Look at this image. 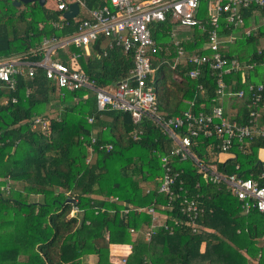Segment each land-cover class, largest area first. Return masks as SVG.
Here are the masks:
<instances>
[{
    "label": "trees",
    "instance_id": "1",
    "mask_svg": "<svg viewBox=\"0 0 264 264\" xmlns=\"http://www.w3.org/2000/svg\"><path fill=\"white\" fill-rule=\"evenodd\" d=\"M15 1L0 0V59L25 55L41 61L44 51L30 52L40 49L44 39L78 31L79 23L65 20L64 11L38 2L17 7ZM105 2L85 0L89 9ZM209 14L208 1L201 0L196 18L206 23ZM244 17L242 28L228 29L222 23L218 29L229 36L256 28L219 50L251 67L221 77L227 85L224 97L209 62H177L180 49L170 28L179 24L171 14L165 22L150 25L160 51L148 83L157 96V118L179 140L190 128L186 113L200 119L218 107L226 120L239 126L253 124L251 113L256 112L255 124L264 127V92L257 106L247 93L250 86L264 85V47H258L264 41V7L246 10ZM211 29L191 28L192 35L179 41L187 58L197 54L213 59L208 49ZM102 43L103 38L92 44L89 57L75 62L71 53L80 49L74 46L57 57L78 66L99 87H109L129 76L133 54L114 46L104 57ZM193 70H200L196 78L190 77ZM3 97L18 101L0 105V264H84L87 256L98 257L93 264H114L106 259L113 245L131 246L125 264H264V214L246 211L225 185L211 184L200 168L216 166L221 174L252 178L264 187L261 136L233 145L222 161L223 139L214 130L221 122L215 119L211 137L205 128L198 136L189 135L192 144L183 159L176 153L179 143L155 119L135 124L130 113L98 112L96 98L86 90L65 91L61 97L42 69L32 78L18 76L17 90L1 89ZM36 117L49 119L47 129L34 127ZM177 119L184 124L176 127ZM167 174L176 178L169 194L161 192ZM184 200L196 201L203 212L197 233L182 214ZM159 216L164 218L157 220ZM153 226L154 234L147 239Z\"/></svg>",
    "mask_w": 264,
    "mask_h": 264
},
{
    "label": "built area",
    "instance_id": "2",
    "mask_svg": "<svg viewBox=\"0 0 264 264\" xmlns=\"http://www.w3.org/2000/svg\"><path fill=\"white\" fill-rule=\"evenodd\" d=\"M58 11H67L69 4L72 1L67 0H52ZM108 4L102 7H97L90 11L91 18L79 24L78 31L68 37L44 39L43 45L40 49L32 50L30 54L36 55L38 52H45L43 60L25 59V55L12 56L0 59V90L7 89L15 92L17 90V77L28 76L32 78L35 76L37 69H42L48 80L55 83L57 88V95L63 97L65 91L75 92L79 90H86L92 92L96 98V105L98 112H105L109 110L119 111L123 113H130L135 124H141L148 119H155L164 129L171 135V137L179 143L177 154H181L183 159L189 156L190 146L192 144L191 136H198L200 131H204L205 135L211 137V125L214 120H219L221 123L214 126L217 136L222 140L220 147V155H226L233 145H245L247 141L255 138V134L264 138V127L256 125L259 114L251 113L253 117V124L251 125H237L236 122H229L223 117L222 108L218 107L214 110L212 116H202L197 119L192 114L186 113L187 121L189 122V130L187 135L182 140H179L177 135L170 127L162 123L157 118L158 105L157 96L151 85L149 79L153 77L155 69L153 68V60L156 54L160 51L155 39L152 37L150 25L154 23L165 22L171 14V19L182 27L194 28L197 27L206 30V26L212 27L209 31L210 43L208 49L213 51V59L207 57L201 59L197 54L191 55L187 58L185 51L179 47V42H175L180 50L178 52L177 62H191V63H206L209 62L210 67L216 72L219 77L218 89L221 97L226 96L227 85L223 82L221 77L229 75L233 72L242 70L243 68H251L249 65L243 66L237 59H227L220 52L222 45L233 43L240 36H250L256 28L242 30L240 34L221 35L218 29L221 24L228 29H238L245 25L244 12L253 7H264V0H207L209 3V19L206 23H201L196 18L201 0H106ZM55 27L59 24L55 23ZM104 38L109 40L108 48L114 46L122 48L125 53L132 52L134 67L130 71L129 76L109 87H99L96 81L83 71L78 66L70 67L54 55L55 52L62 48H69L74 46L82 50L79 53H71L73 62L81 56H89L91 54L90 46ZM107 55V50L104 56ZM176 67V65L174 66ZM200 70H193L190 72V77L196 78ZM264 85L250 86L247 93L252 100L253 106H257L263 98ZM29 91H27V94ZM246 91H240L239 96L243 97ZM17 99L1 98L0 105H8L17 103ZM206 123L204 125V120ZM48 118L36 117L34 119V127L42 125L43 129L48 127ZM93 119L89 118L91 123ZM170 124L173 121H169ZM184 121L177 119V126H182ZM204 125V126H203ZM191 135V136H189ZM138 132L134 134V138H138ZM241 146V147H242ZM112 147H107L111 149ZM91 151H93L90 148ZM229 155V154H228ZM201 171L206 173L208 181L213 185L223 184L227 191L234 195L241 203L246 211L256 209L258 212L264 214V187L254 179H244L239 175L221 174L217 171L216 166L201 165ZM168 175V174H167ZM261 179H264V171L261 173ZM176 180L175 176L170 175L165 177V181L161 186V192H169V185ZM4 190V187H2ZM113 201H116L114 199ZM153 212V208L149 209ZM203 213L197 202L194 200H184L182 214L188 220L193 232H199L201 227L198 224V219ZM76 214V212H73ZM164 216H159L158 219H163ZM160 222V221H159ZM152 227L147 233V239H150L154 234ZM165 229H169L165 224ZM128 251L131 253V246ZM124 256L120 261L121 264L126 263Z\"/></svg>",
    "mask_w": 264,
    "mask_h": 264
},
{
    "label": "crops",
    "instance_id": "3",
    "mask_svg": "<svg viewBox=\"0 0 264 264\" xmlns=\"http://www.w3.org/2000/svg\"><path fill=\"white\" fill-rule=\"evenodd\" d=\"M138 1H141V0H138ZM47 3V2H46ZM72 3H78L79 4V13L78 15L73 18L76 22H78L79 24L85 20H88L91 18V15H90V11L93 10V9H89L87 6H86V3H85V0H73L70 4ZM69 4V5H70ZM105 4H108V2L106 1ZM104 4V5H105ZM50 8L52 9H56L54 4L53 6H49ZM63 18H64V13H63ZM65 20H70V19H66L64 18ZM180 26V25H179ZM181 28L183 29H186V30H189L191 31V28H188V27H182L180 26ZM181 32V31H180ZM179 32V33H180ZM175 38H177V34H178V31H175ZM70 36V35H69ZM68 37V36H66ZM157 42V41H156ZM175 42H179L177 40H174V44ZM95 43V42H94ZM93 43V44H94ZM109 43V40L107 39H104L103 38V43L101 45V49H102V52H103V56H104V52L107 50V54H108V50L111 49V48H108L107 44ZM158 44V43H157ZM92 46V45H91ZM90 46V48H91ZM63 49H66L68 50L69 48H62V49H59V51H62ZM59 51L55 52V57L58 58L57 56L59 55ZM82 50H80L81 52ZM62 52L66 53L67 51L63 50ZM90 56V55H89ZM89 56H83V57H89ZM107 56V55H106ZM104 56V57H106ZM16 57V56H15ZM59 59V58H58ZM229 156H226V155H221V160L224 161L226 158H228ZM34 199L36 200H39L40 198L39 197H34ZM110 255L108 256V258H106L108 261H110L111 263H114V264H120V261L122 260L123 256H126L129 254V251H128V248L127 246H121V245H113L111 246L110 248ZM83 261H84V264H93L95 262L98 261V257L97 256H87L85 258H83Z\"/></svg>",
    "mask_w": 264,
    "mask_h": 264
},
{
    "label": "water",
    "instance_id": "4",
    "mask_svg": "<svg viewBox=\"0 0 264 264\" xmlns=\"http://www.w3.org/2000/svg\"><path fill=\"white\" fill-rule=\"evenodd\" d=\"M38 2L41 6H44L46 3V0H16L15 5L17 7H20L22 4H28ZM79 13V4L78 3H72L69 5V9L64 12V18L66 19H73L75 18ZM72 201H74L72 199Z\"/></svg>",
    "mask_w": 264,
    "mask_h": 264
},
{
    "label": "rangeland",
    "instance_id": "5",
    "mask_svg": "<svg viewBox=\"0 0 264 264\" xmlns=\"http://www.w3.org/2000/svg\"><path fill=\"white\" fill-rule=\"evenodd\" d=\"M46 1H47L46 6H48V7L49 6H53V1L52 0H46ZM67 1H73V0H67ZM170 29H172V32H174V33H175V31H178L177 41H180V40L183 41L185 38H188V37H190L192 35V31L183 29L179 25H173L172 28H170ZM240 38H241V36H240ZM258 47H264V41L263 40L261 41V43H260V45ZM166 74H167V72H166ZM259 156H261V153H259ZM204 248H205V245L203 244L202 251L204 250ZM83 263H84V261H83Z\"/></svg>",
    "mask_w": 264,
    "mask_h": 264
}]
</instances>
